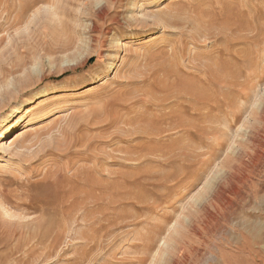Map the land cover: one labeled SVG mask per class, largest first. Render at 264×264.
<instances>
[{
  "label": "rangeland",
  "instance_id": "1",
  "mask_svg": "<svg viewBox=\"0 0 264 264\" xmlns=\"http://www.w3.org/2000/svg\"><path fill=\"white\" fill-rule=\"evenodd\" d=\"M0 16V264H264V0Z\"/></svg>",
  "mask_w": 264,
  "mask_h": 264
},
{
  "label": "bare ground",
  "instance_id": "2",
  "mask_svg": "<svg viewBox=\"0 0 264 264\" xmlns=\"http://www.w3.org/2000/svg\"><path fill=\"white\" fill-rule=\"evenodd\" d=\"M2 2V1H1ZM164 5V4H163ZM2 7V6H1ZM25 4L23 3V2H20V8H19V13L17 12V14L16 15H18L19 14V16L21 15V14H23L24 12H25ZM231 9V8H230ZM3 14V12L1 13V15ZM156 18H157V20H159V21H161V20H163V19H161V16H162V14L161 13H158V14H156V15H154ZM164 16V15H163ZM1 17V16H0ZM13 17V16H12ZM14 18V17H13ZM155 18V19H156ZM17 19V17H15L14 18V21ZM12 20V19H11ZM211 20V19H210ZM12 22H13V20H12ZM63 22V21H62ZM93 24V23H92ZM228 26H230L229 24H228ZM90 28V27H89ZM3 29V28H2ZM24 40V39H23ZM70 41V40H69ZM69 41L67 42V43H69ZM231 41V40H230ZM21 42V41H20ZM23 42V41H22ZM17 43H18V41H17ZM72 43V42H71ZM70 43V44H71ZM10 44V43H9ZM9 44H7V46L9 45ZM4 45V44H3ZM18 45V44H17ZM66 48H68V44H65L64 45ZM76 46V45H75ZM65 48V49H66ZM70 48H71V46H70ZM63 49V48H62ZM72 49H74V48H72ZM77 49V48H76ZM232 49V48H231ZM68 50V49H67ZM66 51V50H65ZM215 51L217 52V54L218 55H222L223 53H226L227 55H228V57H229V61L230 60H233V58H234V56H233V54H232V52H231V50H230V46H227L225 49H223L222 47H220V46H218V47H216L215 48ZM73 54V53H72ZM57 56V55H56ZM81 56V55H80ZM80 56H79V58H80ZM59 57V56H58ZM53 58H56V57H53ZM79 58H77V59H75V61H74V64L76 65V64H78L79 62H80V60H79ZM83 60V59H82ZM81 60V61H82ZM215 60V59H214ZM53 62H54V60H52ZM56 61V60H55ZM181 61V60H180ZM73 64V63H72ZM219 64V63H218ZM217 64V65H218ZM222 64V63H221ZM219 66V65H218ZM65 68H66V66H65ZM211 68V67H210ZM209 67H208V69H210ZM218 69H219V67H217ZM207 69V68H206ZM204 76V75H203ZM211 77V76H210ZM40 79V78H39ZM31 81V80H30ZM30 82L28 81V80H26V81H23V83L22 84H24V85H28ZM208 83V82H207ZM32 104H28L27 106H24V107H21V106H17V107H15L10 113H8V115H7V123L2 127V129H1V133H0V139H10L11 138V136H12V133H13V131L16 129V127L18 126V125H20L23 121H24V119H26V118H24V113L22 114V111H24V109H27L28 107H30ZM27 113L28 112H30L31 111V108L30 109H28V110H25ZM85 142V141H84ZM83 142V143H84ZM82 143V144H83ZM87 147V146H86ZM85 146H84V148H86ZM81 148V147H80ZM82 167V166H81ZM57 169H58V167H57ZM89 169V168H88ZM91 170V169H90ZM68 171V170H67ZM48 172V170L47 171H45L44 172V177L42 178V180H44V178H46V173ZM89 174V173H88ZM96 176H98V175H96ZM86 179V178H85ZM97 179H99V178H97ZM82 181V180H81ZM85 181V183L86 184H88V179H86V180H84ZM100 181V180H99ZM120 183V182H119ZM95 184V183H94ZM69 186V185H68ZM83 189V188H82ZM81 190V189H80ZM82 191V190H81ZM87 191V190H86ZM82 193V192H81ZM85 193V192H84ZM85 195H87V193L85 194ZM89 195V194H88ZM87 195V196H88ZM92 195V194H91ZM89 197V196H88ZM94 197V196H93ZM96 197V196H95ZM89 198H87V200H88ZM69 200V199H68ZM84 200H86V199H83V200H81V201H84ZM94 202H96V201H94ZM109 202V201H108ZM111 203V202H110ZM68 204V203H67ZM73 204V203H72ZM79 204V203H78ZM71 213V212H70ZM85 213V212H84ZM68 214V213H67ZM66 215V214H65ZM70 215V214H69ZM72 215V214H71ZM70 218H72V217H70ZM67 222H68V220H67ZM70 222H72V221H69V223ZM69 226V225H68ZM66 228V227H65ZM69 228H70V226H69ZM67 230V228L65 229V231ZM57 232V231H56ZM68 232H69V230H68ZM67 232V233H68ZM60 235V234H59ZM66 235V234H65ZM223 258V257H222ZM214 259V258H213Z\"/></svg>",
  "mask_w": 264,
  "mask_h": 264
}]
</instances>
